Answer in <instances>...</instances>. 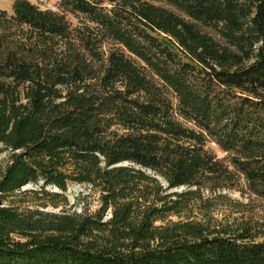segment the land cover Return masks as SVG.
<instances>
[{"label":"trees","instance_id":"1","mask_svg":"<svg viewBox=\"0 0 264 264\" xmlns=\"http://www.w3.org/2000/svg\"><path fill=\"white\" fill-rule=\"evenodd\" d=\"M6 150L0 264H264L247 218L157 223L204 192L264 198V0H14L0 9ZM31 183L89 185L102 207L4 206Z\"/></svg>","mask_w":264,"mask_h":264},{"label":"rangeland","instance_id":"2","mask_svg":"<svg viewBox=\"0 0 264 264\" xmlns=\"http://www.w3.org/2000/svg\"><path fill=\"white\" fill-rule=\"evenodd\" d=\"M42 8L57 9L59 0H31ZM14 0H0V9L12 12ZM209 148L220 158H226L227 154L216 144L209 143ZM9 159V151L6 150L0 157V163L6 164ZM241 190H229L211 194L204 192L203 200L192 205L181 216L171 215L167 220H179L191 217L194 219L205 218L217 220L225 225L230 224L235 229L240 222L247 218L256 228H261L264 233V198L251 194L246 187ZM15 204L21 208H32L55 214H74L87 212L93 214L102 207L101 194L89 185L70 183L67 190L63 191L56 186H43L42 183H31L24 186L21 191L9 198L4 204ZM106 215L105 218H108ZM224 225V226H225ZM264 240V237L258 238Z\"/></svg>","mask_w":264,"mask_h":264}]
</instances>
